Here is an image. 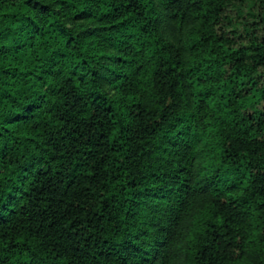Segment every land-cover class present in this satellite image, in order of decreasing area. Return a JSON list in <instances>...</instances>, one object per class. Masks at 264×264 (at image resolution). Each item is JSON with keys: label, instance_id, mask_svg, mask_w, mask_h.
Masks as SVG:
<instances>
[{"label": "trees", "instance_id": "16d2710c", "mask_svg": "<svg viewBox=\"0 0 264 264\" xmlns=\"http://www.w3.org/2000/svg\"><path fill=\"white\" fill-rule=\"evenodd\" d=\"M0 264H264V0H0Z\"/></svg>", "mask_w": 264, "mask_h": 264}]
</instances>
